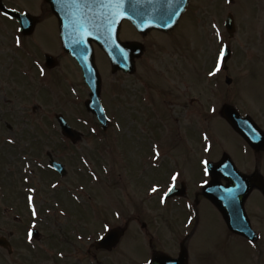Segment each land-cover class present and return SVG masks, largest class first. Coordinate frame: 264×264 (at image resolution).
Here are the masks:
<instances>
[{"label":"rangeland","instance_id":"obj_1","mask_svg":"<svg viewBox=\"0 0 264 264\" xmlns=\"http://www.w3.org/2000/svg\"><path fill=\"white\" fill-rule=\"evenodd\" d=\"M22 2L33 10L34 5L30 0ZM227 13L233 15L236 27L235 33L231 35L236 48L234 62H239V53L245 50L252 56L247 63H264V40L258 41L261 35L264 38V0H236L233 5L228 4L227 0H190L183 16L182 27L169 31L171 42L174 39L173 45L168 36L159 32L150 31L144 36L137 35L132 26L124 22L119 32L120 39L139 42L143 46L142 54L134 60L133 75L121 72L112 74L105 55L100 50H94L95 64L102 78V102L110 120L104 133L84 110L83 103L87 99L88 90L75 63L66 57L62 58L59 66L49 73L46 72V76H40L36 70L31 69L32 55H28L26 49L42 51L47 47L61 50L53 30H40L30 41L22 37L24 47L17 49L14 45L15 36L18 34L16 26L12 24L10 30L6 31V26L0 24V30L5 32L4 36L0 34V65L6 68L3 71L5 77L0 83V89L3 90L0 93V161L7 163L3 166L0 162V181L9 184L5 190L0 191V208L5 207L8 201L22 203L24 198L20 194L23 188L15 183L19 177L60 176L48 169L49 159L46 153H50L54 161L63 164L66 174L54 183L56 187L50 186L54 191L45 186L51 191V195L34 197L35 205L66 209L72 214L73 223H81L79 214L82 210L84 215L81 216L85 217L93 242L104 234L102 221L110 220L112 227L123 228L127 225L118 244L111 251H106L107 264L144 263L146 255L147 258L150 257L149 243L137 242L139 239L148 240L151 235L163 240L157 249L177 252L176 241L175 247L172 242L173 228L166 221L164 207L156 202L163 191L162 187L158 193L151 195L146 191L143 194L144 191L140 192L136 187L140 185L139 181L149 182L150 187L151 180L161 184L160 179L166 178V173L171 170V165L161 159L163 155L166 159V145L177 144L184 134L185 116L180 114L189 112L194 117H200L198 104H192L191 101H197L199 93L206 87L204 81L201 83V68L204 66L209 69L221 43L228 44L229 36L221 23ZM40 18L47 19L43 21L44 24L48 21V14ZM213 23L219 26L222 41L214 36ZM44 25L47 26V23ZM248 38L249 46L243 44ZM182 56L186 58L182 59ZM167 63H173L174 73L184 71L189 80L178 83L169 77L168 73L172 69ZM191 64L195 65L194 71ZM246 74L247 72L243 78ZM239 79L236 76L234 81L239 84ZM241 87L242 101L246 102L238 105L242 108H247L248 102L259 105L257 93H264L263 84H242ZM144 100L150 101L147 107L150 110L141 109L144 108ZM183 103L187 105L186 109L182 107ZM57 114H61L72 129L82 134L81 142L71 145L61 137L54 118ZM189 115L185 120L188 127L190 122L198 121ZM7 124L12 126V131H6ZM216 124L215 121L214 125ZM163 126L170 132L168 140L160 135L164 132L161 128ZM93 128L96 129L95 132L92 131ZM177 129L176 136L173 133ZM9 138L15 143H9ZM32 138H36L43 145V163L37 164V172L24 159L31 156L29 151ZM187 144L189 149L195 146L189 138ZM156 145L162 155L158 161H154V156L151 157ZM230 147L236 150V155L241 154L240 140L239 143L235 140ZM213 157L214 154L211 158ZM196 159L197 155L192 158L194 166L197 164ZM151 160L155 165L162 164L161 167L154 165L152 167L155 171H151ZM46 168L50 173L44 172ZM194 171V167L187 168L188 174ZM105 176L109 179L104 181L102 177ZM11 177L14 180L12 182L9 181ZM117 179L123 185L121 200L115 197L116 185L111 183ZM107 206L109 210L105 211ZM115 210L120 213L119 218L113 213ZM171 220L174 221L173 218ZM173 221L171 222L175 226ZM142 222L146 223L144 229L140 226ZM256 224L254 221V225ZM223 229L225 228L219 213L204 200L199 205L198 215L192 226L188 227L189 239L186 242L193 244L194 255L202 256L201 264H264V260H259L264 256L263 253L258 254L255 261L247 258L245 254L249 248L244 242L227 241L226 238L222 241V236L226 235Z\"/></svg>","mask_w":264,"mask_h":264},{"label":"flooded vegetation","instance_id":"obj_2","mask_svg":"<svg viewBox=\"0 0 264 264\" xmlns=\"http://www.w3.org/2000/svg\"><path fill=\"white\" fill-rule=\"evenodd\" d=\"M1 2L5 7L16 9L19 12H28L31 15L34 14V12L37 13V15H34L36 18L32 34L29 36H23V38L29 39L30 41V39L40 30L47 31L46 29H51V31L53 30L52 33L58 40L59 48L61 49L59 42V23L57 18L51 14L47 0H30L34 5L33 10H31L32 8L27 7L22 0H1ZM45 14H48V21L45 22L47 23V26L44 25L45 23L43 24V21L47 19L42 20L40 18ZM0 24L6 26V31L10 30L9 27L12 24L18 28L16 21L8 19L1 13ZM182 25L183 23L181 22L173 31L177 28H181ZM4 33L5 32L0 30L2 36H4ZM170 33L171 32L167 33L166 36L169 37V42L173 45L174 39L171 42ZM263 40V35H261L258 41L261 42ZM233 41L232 36H230L228 39L230 54L221 73H218L215 77L207 75V73L213 69L217 55H215L214 61L209 69H205L204 66L201 68V83L204 81L206 87L204 91L199 93L198 99H196L197 101H191L192 104H198V107L201 110L200 117H198L199 115H197L198 118L194 117L193 114L189 112L180 114L182 117L185 116L183 117V125L185 126L184 134L181 135L180 140L178 139L177 144H167L166 147L168 148H165L166 159L164 158V155L162 156V161L171 165V170L166 173V178L164 177L160 179L162 180L161 184H159L161 185L160 189L161 187L163 189L161 195L167 190L170 174L174 171L182 173V180L178 182V190L176 194L170 196L168 202L164 204L165 218L167 223H169V226L173 228L174 239L172 242H174L173 246L175 247L176 241L177 252L173 251V253H170L171 251L169 250L161 251L162 249H157L163 240L154 238L151 235V240L148 241L151 244V258L157 256V262L154 264H201L202 262V256L200 257L199 255L197 257L196 254L194 255L192 253L194 250L193 244H186L188 240L186 233L188 232V227L192 226V223H189V220L191 219L192 221L197 217L199 205L206 200L203 196V181L210 178L208 177L204 180L201 160L205 158L210 161V165L218 167L219 170L227 167L232 162L240 172L248 177L250 182V193L244 200L243 209L245 217L249 222L251 233H249L248 237H243L225 228L223 231L226 232V235L225 237L222 236V241L226 238L227 241L244 242L249 248L245 255L253 261L256 260L258 254H264V93H257V97L260 101L259 105L248 102L249 106L247 108H242L240 106L237 108V105L240 102H246L245 100L242 101V84L245 86H256V84L260 85V83H262L264 92V63H247V60L252 58V56L251 53H248L245 50L240 52L241 55L239 53V58L241 57L238 59L239 62H234L236 48ZM243 44L249 46L250 39H246ZM170 47L175 48L173 46ZM29 49L30 50L26 49V51L28 55H32L30 58V60H33L31 63V69L36 70L37 72H39V69L35 63L37 61L35 60L36 58H38L39 64L44 67V57L48 54L53 55L58 62L56 66L58 67L62 58L68 57L62 49L60 51L59 49H50L47 47L42 49V51H35L32 50V48ZM240 50H242V47ZM185 58V56H182V59ZM192 60L195 61V59ZM260 60L263 59L260 58ZM255 61H257V59ZM167 66L172 69L171 73H168L169 77L175 79L176 82L184 83L189 80L188 75L184 71L179 70L180 72L174 73L173 63H167ZM191 68L192 71H194L195 65L191 64ZM5 69L4 66L0 65V83L3 82V78L5 77L3 74ZM54 69H46V71L51 72ZM245 72H247V74L245 75L246 80L244 81L245 77L243 78V76ZM193 75L194 74H192V76ZM236 76L240 78L239 84H237V81H234ZM202 87L204 86L202 85ZM2 91L3 90L0 89V93ZM111 91L112 90H110V92ZM149 102L150 101L144 100V103L142 104L144 108L141 109L150 110V108H147ZM4 103L6 104V101H4ZM186 106L187 105L183 103L182 107H185L186 109ZM225 106L237 108L241 117L250 120L247 125L254 139L258 141L257 146L250 148L231 129L222 116V109ZM213 107L216 109L215 112L211 111ZM124 110L126 111L125 108ZM187 115H192L194 118L198 119V121H196V123L190 122L188 127V123H185ZM179 119L181 120V118ZM215 121L217 122L216 125H214ZM211 123H213L212 126ZM163 129L165 140H168L170 132L165 127H163ZM188 129L189 131L187 132ZM12 130V126L7 124L6 131ZM177 133L178 129L173 134L177 136ZM205 135L208 136V140L204 139ZM82 137L83 136H80V138L77 139L79 140L78 143L81 142ZM187 138L195 143L193 149H189ZM238 139L241 141L242 147L241 154L238 153V155H236V150L232 149L230 145L234 143L235 140L239 143ZM67 142L71 145L77 144L72 143L70 140H67ZM209 143L212 145V150L210 152H205L204 148ZM42 146V143L38 142L36 138H32V147L29 151L31 156L29 158L27 157V163L34 168V171L38 169V163H43L41 160L43 157ZM213 154L214 157L211 158ZM195 155H197L196 166L192 163V158ZM152 156L153 155L151 154V157ZM46 157L49 160L52 158L50 153H46ZM0 162L3 166L7 164L5 161ZM152 166H154V163L151 160V171L154 170ZM188 167H194L195 171L188 174ZM50 170L55 172L51 168ZM50 170H47L46 168L44 172L50 173ZM62 177L64 176L41 177L36 175H26L19 177L18 181H15L18 186L21 185L20 187L23 188L20 195L25 200L23 199L22 203H19L18 201L11 203L8 201L6 202L7 205L5 207L0 208V264H107L106 251L108 250L94 247L95 241H92V235L87 229L84 219L85 217L81 216L84 215L82 210H80L81 213L79 214L81 223H73V221H71L72 214H69L66 209L55 206H36L38 215L36 217L32 216L31 207L27 200L29 189L35 188L36 191L32 193L34 197H38L39 195L50 196L51 191H54L50 186L52 187L53 184L57 183V180ZM102 178L103 180L109 179V177L106 176ZM139 179H145V177H139ZM9 181L12 182L14 180L11 177ZM111 183L116 185V188L114 189L115 197L121 200L123 195L122 182L120 183L119 179H117L111 181ZM139 184L140 185L136 187L137 190L140 192L144 191L143 194H145V191H149V182L139 181ZM147 184L148 188H146ZM154 184H158V181L151 180V187ZM8 185L9 184L5 183V181L1 180L0 191L1 189L5 190V187ZM215 185L218 192H220V190H224L226 187L233 186V183L227 177L222 175L217 177ZM47 205H49V203ZM188 205H191V207H188ZM107 210H109L108 206L105 211ZM72 211L73 210H71V212ZM117 212L118 210H115L113 213L115 214ZM104 216H106L105 213ZM171 218H173L174 221L171 220ZM138 220L139 218H137V221ZM109 221L110 220L103 221V225L104 223L109 224ZM171 221L175 223V226ZM254 221L257 223L256 225H254ZM33 225L35 226L33 227ZM140 226L146 228V223L142 222ZM115 228L119 227H112V229ZM30 229L33 232V240L31 243L28 241V231ZM250 239H255L257 247L253 248L251 244H249ZM120 240L121 238L119 241ZM117 244H115V246ZM60 253H63V256H61ZM198 253L201 254V251ZM259 260H264V256Z\"/></svg>","mask_w":264,"mask_h":264},{"label":"water","instance_id":"obj_3","mask_svg":"<svg viewBox=\"0 0 264 264\" xmlns=\"http://www.w3.org/2000/svg\"><path fill=\"white\" fill-rule=\"evenodd\" d=\"M167 2L168 0H157L158 5H163V4H166ZM49 3L51 4V10L53 11V13L57 14L56 11L54 10L51 0H49ZM186 5H187V0H174L173 7H178V9L180 10V14L177 17H174L176 22L171 24V26L177 23L180 15L185 11ZM137 7L145 11L146 14L143 17L133 14L132 0H128V2H126L125 4V11L128 12L127 16L122 17L113 23H109L106 19L103 18V16L98 17L96 19V23H98L100 26L98 28H90L89 31L91 32V34L85 36L82 43L77 42L80 38V35H79V32L77 34V29L75 28L74 30H70L71 31L70 34H65L63 31L61 33V40H62L64 49L79 63L82 69V72H83V79L85 83L91 89V92L89 95L90 100L86 102L85 107L89 112L95 115L99 123L103 124V126H107L106 125L107 121L105 119L104 113L100 111L101 109L100 101H99L100 78L95 69L94 57H93V53L91 50L90 42L94 41L95 43L99 45L101 50L105 52V54L107 55L111 63L112 73H115L121 70L125 73L132 74L134 72V61L133 60L135 57L141 54V46L136 43L124 45L118 41L117 34H118V29H119L121 21L122 20L129 21L135 27V29L141 34H145L151 29L165 31L168 28V27L163 26L161 20L159 19V13L158 12L154 13L151 11L154 5L148 4L145 2L142 4H138ZM0 10L5 12V14H7L8 16L14 17L18 20L20 24V31L23 34L31 33L32 27L35 21L31 17L29 18V15H27V18L31 20L29 21L28 26L25 27L21 23V21L24 19V15H20L14 11L6 10L1 5H0ZM99 11L100 10H93V14ZM149 21H154V22L150 23ZM30 24H32L31 27H30ZM225 26L229 32L233 30V20H232L231 15L227 16ZM125 55L127 56V59L124 58ZM46 61H47V64H46L47 67L51 68L54 66L53 59H49L47 57ZM223 114L226 117V120H228V122L234 128H236L233 124V119H232V117L236 118V116H234L233 114L230 115L227 109L223 111ZM56 119L60 125V128L64 136L72 139L73 141L75 139H78L77 134L74 131H71V129L67 126L62 116H57ZM241 135L245 139L249 138V134L246 133L245 131H242ZM51 165H52V168L60 171L61 174H65V171L63 170V166H61L60 164H55L51 162ZM211 172L213 174V168H211ZM235 174L240 175L237 171H235ZM210 187H211V184L206 188V190H208ZM233 188L234 187L230 189L232 190ZM246 194L244 192L243 195H240L239 197V201L241 205L243 203V198H245ZM210 198L212 197L210 196ZM219 209L226 223L229 225L233 224L229 218V213L225 209H223L221 206H219ZM122 233L123 231H120V230H114L110 232L105 237L104 240H100L98 242L97 246L102 247V248H107L108 250H110L112 246L116 244L117 240L122 235Z\"/></svg>","mask_w":264,"mask_h":264},{"label":"snow or ice","instance_id":"obj_4","mask_svg":"<svg viewBox=\"0 0 264 264\" xmlns=\"http://www.w3.org/2000/svg\"><path fill=\"white\" fill-rule=\"evenodd\" d=\"M62 2L65 5V15L72 18L76 16V13L79 12V21H74L72 26L77 29V31L80 34V38L77 41L78 43H82L84 40V37L87 35H90L91 32L89 31L90 28H98L100 25L96 23V19L100 16H103L104 19H106L109 23H113L116 20L125 17L128 15V12L125 11V4L128 2V0H62ZM148 3L154 5L152 8V12H158L159 13V19L161 20L163 26L165 27H170L171 24L175 23L174 17H177L180 14V10L178 7H173L174 0H168L166 4L163 5H158L157 0H132V12L134 15H139L143 17L146 13L145 11L139 9L137 7L138 4L142 3ZM229 4L234 3V0H227ZM96 6L100 11L93 14V7ZM75 9L76 11H73ZM7 15V14H5ZM154 22V21H149ZM22 25L25 27L28 26L29 24V19L27 18V14H24V19L21 21ZM212 28L215 30L214 31V36L219 38L221 41L223 40V37L221 35L220 28L217 24L213 23ZM24 40L22 39L21 36L17 35L15 36L14 39V45L17 49L23 48L24 47ZM229 52V46L227 44L221 43L217 57H216V62L211 71L207 73L208 76L215 77L217 76L218 73H221L222 68L225 65V57ZM125 59H127V56H124ZM36 66L39 69V74L40 76H46V69L39 64V61L37 60ZM101 112L104 111V109H100ZM212 112H215L216 109L213 107L211 109ZM119 127V125H117ZM93 132L96 131L95 128L92 129ZM205 140H208V136H204ZM9 143H15V141L11 138L8 140ZM212 150V145L209 143L205 148V152H210ZM161 158V151L159 149V146L156 145L154 146V157L153 159L158 161ZM24 159H27L25 157ZM87 163V161H85ZM201 163L203 165V173L205 176H210L211 171H210V161L208 159H202ZM27 171V169H25ZM105 171H108L107 168H105ZM93 176L95 174L93 173ZM239 179V178H237ZM182 180V173L179 171H174L170 174V179L169 183L167 186V190L163 193L162 196H160L159 202L161 204H166L168 202V199L170 196L175 195L177 190H178V182ZM204 185L208 184V181L205 180L203 181ZM57 185H53V187H56ZM238 187H242V185H238ZM160 185L159 184H154L150 191L152 194H156L159 192ZM36 190L35 188L29 189V195L27 197L28 204L31 207V214L33 217H36L38 215L37 213V208L34 203V196L32 193H34ZM228 193V198L233 199L235 197V192L231 189L227 190ZM79 199V197H77ZM188 207H191V205H188ZM116 217L119 218L120 213L117 212L115 213ZM189 223H191V220H189ZM35 225H33L34 227ZM112 230V226L108 223H104L103 225V232L104 233H109ZM250 232V230H249ZM100 240L105 239V235L101 234L98 237ZM33 240V232L31 229L28 231V241L31 243ZM249 244L253 248L257 247V243L255 239H250ZM61 256H63V253H60ZM144 264H154V258H145L144 259Z\"/></svg>","mask_w":264,"mask_h":264}]
</instances>
